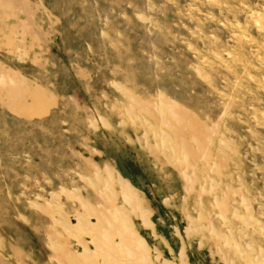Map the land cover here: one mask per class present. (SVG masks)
<instances>
[{
    "label": "rangeland",
    "instance_id": "1",
    "mask_svg": "<svg viewBox=\"0 0 264 264\" xmlns=\"http://www.w3.org/2000/svg\"><path fill=\"white\" fill-rule=\"evenodd\" d=\"M158 260L264 264V0H0V264Z\"/></svg>",
    "mask_w": 264,
    "mask_h": 264
},
{
    "label": "bare ground",
    "instance_id": "2",
    "mask_svg": "<svg viewBox=\"0 0 264 264\" xmlns=\"http://www.w3.org/2000/svg\"><path fill=\"white\" fill-rule=\"evenodd\" d=\"M161 102H163V101H161ZM156 105H158V104H156ZM166 105V104H165ZM168 105H166V107H167ZM159 108V107H158ZM164 108H165V106H164ZM160 109V108H159ZM163 108H161V110H162ZM168 109V108H167ZM160 121V120H159ZM163 126V125H162ZM169 127V126H168ZM172 127V126H171ZM161 129V128H160ZM164 129V128H163ZM171 130V129H170ZM174 130V129H173ZM161 131V130H160ZM159 133V132H158ZM169 134V133H168ZM164 135V134H163ZM165 136H166V134H165ZM172 138V137H171ZM173 139V138H172ZM174 141V140H173ZM176 145H177V142H176ZM174 146V145H173ZM172 147V146H171ZM181 147H183V146H181ZM176 149V148H175ZM161 150V149H160ZM107 171V174H108V176L111 178H114V183H116V185H118V187H119V189H120V192H121V194H122V197L124 198V199H128V200H130V201H133L136 205H137V207H138V205L139 204H141V199L139 198V197H137V194L135 193V189L129 184V182L127 181V180H125V179H123L118 173H114L113 171H111V169H107L106 170ZM144 210H142L140 213H141V216H142V218L144 217L145 218V216H144ZM144 221H146L145 219H143ZM147 222V221H146ZM81 223V222H80ZM146 224H149V222L148 223H146ZM186 230V235L188 236L189 235V229H185ZM141 243V242H140ZM122 249V248H121ZM85 251V250H84ZM82 253H84L83 252V250H82ZM159 261V260H158ZM159 264H168L167 262H165V261H159Z\"/></svg>",
    "mask_w": 264,
    "mask_h": 264
}]
</instances>
